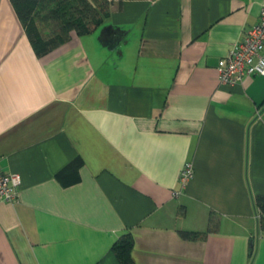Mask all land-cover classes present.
Returning <instances> with one entry per match:
<instances>
[{
    "label": "crops",
    "instance_id": "1",
    "mask_svg": "<svg viewBox=\"0 0 264 264\" xmlns=\"http://www.w3.org/2000/svg\"><path fill=\"white\" fill-rule=\"evenodd\" d=\"M111 1L39 55L0 0V264H120L129 233L133 264H264V76L218 78L264 0Z\"/></svg>",
    "mask_w": 264,
    "mask_h": 264
},
{
    "label": "trees",
    "instance_id": "2",
    "mask_svg": "<svg viewBox=\"0 0 264 264\" xmlns=\"http://www.w3.org/2000/svg\"><path fill=\"white\" fill-rule=\"evenodd\" d=\"M120 4L129 0H118ZM17 14L23 21L28 37L39 55L51 52L63 43L69 41L73 35L83 36L91 34L106 18L109 17L108 0H12ZM111 5V4H110ZM32 22L40 34L42 29L50 31V39H39L33 28H27ZM32 25V24H31ZM33 26V25H32ZM34 27V28H35ZM83 165L81 159L73 161L62 174L78 175ZM253 204L259 216V228L264 232V197H256ZM182 237L196 240L201 234L182 232ZM135 246L132 235L126 234L114 246L113 253L120 264H133L132 253Z\"/></svg>",
    "mask_w": 264,
    "mask_h": 264
},
{
    "label": "built area",
    "instance_id": "3",
    "mask_svg": "<svg viewBox=\"0 0 264 264\" xmlns=\"http://www.w3.org/2000/svg\"><path fill=\"white\" fill-rule=\"evenodd\" d=\"M218 76L220 83L229 87L242 85L252 76H264V2L259 23L246 32L240 43L231 48L218 68ZM193 176L194 167L189 164L181 175V183L186 185ZM21 185L20 175L7 174L0 167V201L18 203Z\"/></svg>",
    "mask_w": 264,
    "mask_h": 264
},
{
    "label": "rangeland",
    "instance_id": "4",
    "mask_svg": "<svg viewBox=\"0 0 264 264\" xmlns=\"http://www.w3.org/2000/svg\"><path fill=\"white\" fill-rule=\"evenodd\" d=\"M26 1L31 2V1H33V0H26ZM108 1H110V2H108V3L111 4L112 1H111V0H108ZM110 4H108V8H109ZM31 24H32L33 26H32ZM31 27L33 28V33H36V34H37L36 36H38L39 39H42V37H43L44 39H46V40H47V39H50V38H49V35H50V33H51L50 31L47 32V31H45V30L42 29V35H41V34H40V31L37 30V28L35 27V25H34L32 22H29L28 25H27V28H28V29H31ZM34 27H35V28H34ZM40 35H41L42 37H41Z\"/></svg>",
    "mask_w": 264,
    "mask_h": 264
}]
</instances>
